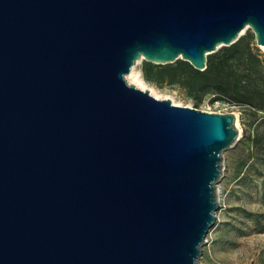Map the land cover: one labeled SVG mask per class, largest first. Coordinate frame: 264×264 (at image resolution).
Instances as JSON below:
<instances>
[{"label": "water", "instance_id": "1", "mask_svg": "<svg viewBox=\"0 0 264 264\" xmlns=\"http://www.w3.org/2000/svg\"><path fill=\"white\" fill-rule=\"evenodd\" d=\"M246 26L264 0H0V264H199L235 114L126 75Z\"/></svg>", "mask_w": 264, "mask_h": 264}, {"label": "rangeland", "instance_id": "2", "mask_svg": "<svg viewBox=\"0 0 264 264\" xmlns=\"http://www.w3.org/2000/svg\"><path fill=\"white\" fill-rule=\"evenodd\" d=\"M245 32L253 36L248 26L240 35ZM252 45L254 52L264 56V44L257 45L255 36ZM141 60H136L126 79L135 72L142 79ZM127 82L133 83L128 79ZM145 84L146 89L152 88L158 98L168 97L172 103L195 107L176 88ZM196 108L233 112L239 134L238 139L222 152V173L215 183L219 200L216 221L207 232L198 263L264 264V114L214 98L212 94H206Z\"/></svg>", "mask_w": 264, "mask_h": 264}, {"label": "trees", "instance_id": "3", "mask_svg": "<svg viewBox=\"0 0 264 264\" xmlns=\"http://www.w3.org/2000/svg\"><path fill=\"white\" fill-rule=\"evenodd\" d=\"M252 37L245 32L236 41L208 53L202 70L179 58L163 64L141 60L139 71L146 83L176 88L195 107L206 94H212L264 114V56L254 52Z\"/></svg>", "mask_w": 264, "mask_h": 264}, {"label": "bare ground", "instance_id": "4", "mask_svg": "<svg viewBox=\"0 0 264 264\" xmlns=\"http://www.w3.org/2000/svg\"><path fill=\"white\" fill-rule=\"evenodd\" d=\"M127 79L129 82H133L135 84V86L139 87V88H142V89H146V87H148L145 82L140 78V75L138 72H135V73H132L130 76H127ZM150 88V87H149ZM150 92L156 96V97H159L154 91L152 88H150ZM238 126V125H237Z\"/></svg>", "mask_w": 264, "mask_h": 264}, {"label": "built area", "instance_id": "5", "mask_svg": "<svg viewBox=\"0 0 264 264\" xmlns=\"http://www.w3.org/2000/svg\"><path fill=\"white\" fill-rule=\"evenodd\" d=\"M209 112V111H208Z\"/></svg>", "mask_w": 264, "mask_h": 264}]
</instances>
